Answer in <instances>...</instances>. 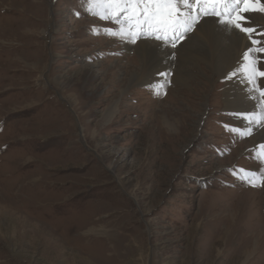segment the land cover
<instances>
[{
    "label": "rangeland",
    "instance_id": "374dc122",
    "mask_svg": "<svg viewBox=\"0 0 264 264\" xmlns=\"http://www.w3.org/2000/svg\"><path fill=\"white\" fill-rule=\"evenodd\" d=\"M116 28L85 0H0V264H264V187L238 178L264 174V128L244 134L259 105L239 80L178 84L185 42L127 86L157 41Z\"/></svg>",
    "mask_w": 264,
    "mask_h": 264
},
{
    "label": "snow or ice",
    "instance_id": "6c2138e0",
    "mask_svg": "<svg viewBox=\"0 0 264 264\" xmlns=\"http://www.w3.org/2000/svg\"><path fill=\"white\" fill-rule=\"evenodd\" d=\"M89 14L117 25L106 29L103 34L121 42L135 44L138 40L154 39L164 45L176 48L203 17H215L214 23L223 25L225 31L236 35L246 34L241 41L251 43L241 52L242 60L228 78L241 76L252 88L249 98L259 105L258 111L244 114L247 126L244 134L251 135L253 129L264 128V64L257 53H264V46L255 48L261 42L253 33L264 36V29L257 32L251 24L248 13L264 14V0H85ZM94 34H101L98 29ZM194 39V37H191ZM171 73H161L167 77ZM162 87V86H161ZM160 95V91H156ZM166 94V93H164ZM258 157L264 165V144L260 145ZM239 179L251 187H264V174L258 171L240 170Z\"/></svg>",
    "mask_w": 264,
    "mask_h": 264
},
{
    "label": "bare ground",
    "instance_id": "6f19581e",
    "mask_svg": "<svg viewBox=\"0 0 264 264\" xmlns=\"http://www.w3.org/2000/svg\"><path fill=\"white\" fill-rule=\"evenodd\" d=\"M246 15L252 17L251 21L256 22L254 25L259 24L264 26V14L248 13ZM215 19V17L211 16L203 17L200 20L199 24H197L196 31H194L195 33L193 32V35L188 36L189 40L187 41V38L178 44L180 45L185 42L181 46V49L176 53L180 58L176 82L185 86H193L195 81L199 78L198 75L205 78V81L203 82H206V84H208V80L213 81L215 78H217L223 80L225 79L228 84L232 86L236 84L237 80H239L242 84L241 92L244 95L249 94L250 92H252V88L248 83L245 82V80L241 76L236 75L228 78L229 74L234 69H238L239 64L242 60L241 52L249 45L247 40H245L244 42L241 41V38L244 37L245 34L240 33L239 35H236L231 31H225L223 29V25L214 23ZM191 37H194V39H191ZM135 54V57H137V68H140L141 76H137L135 73H133L135 72L133 70V72L129 71L130 75L127 78V86L138 83L142 78H144L145 82H148V80L150 82L157 69H160V71H168L171 68L169 67L170 62L172 64L174 62L171 58L173 56V51L169 48L168 45L166 46L162 43L158 44V41L156 43L145 41L139 42L135 47ZM131 62H133V60ZM186 64L190 65L186 66ZM202 67H206V69L210 71V74L212 76H207V73L202 70ZM149 75L151 77H148ZM157 76H160L162 78L163 75L159 74ZM235 87L232 89H226L224 99L226 105H228L227 109L238 111L236 102H234L233 100L239 102L241 99L244 100V97ZM127 89L129 88L127 87ZM124 92L125 91H123L122 93ZM246 102H244V104ZM115 104L107 110L104 115L105 119H109V117L111 116L114 117L113 114L118 111ZM241 111L242 110H240V112ZM253 142L256 145L257 143H264V138H255Z\"/></svg>",
    "mask_w": 264,
    "mask_h": 264
}]
</instances>
